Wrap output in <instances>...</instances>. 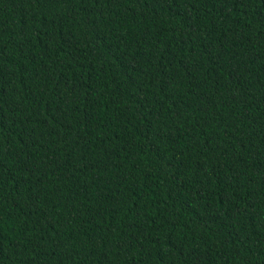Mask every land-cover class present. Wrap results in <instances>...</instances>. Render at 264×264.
<instances>
[{
	"label": "trees",
	"instance_id": "obj_1",
	"mask_svg": "<svg viewBox=\"0 0 264 264\" xmlns=\"http://www.w3.org/2000/svg\"><path fill=\"white\" fill-rule=\"evenodd\" d=\"M0 264H264V0H0Z\"/></svg>",
	"mask_w": 264,
	"mask_h": 264
}]
</instances>
